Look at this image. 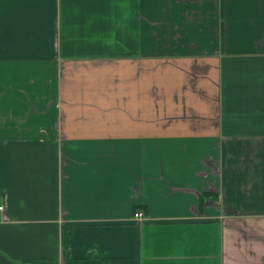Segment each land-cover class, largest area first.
Masks as SVG:
<instances>
[{
  "label": "crops",
  "instance_id": "0c3cea01",
  "mask_svg": "<svg viewBox=\"0 0 264 264\" xmlns=\"http://www.w3.org/2000/svg\"><path fill=\"white\" fill-rule=\"evenodd\" d=\"M2 203L0 264H264V0H0Z\"/></svg>",
  "mask_w": 264,
  "mask_h": 264
},
{
  "label": "built area",
  "instance_id": "2783aa9c",
  "mask_svg": "<svg viewBox=\"0 0 264 264\" xmlns=\"http://www.w3.org/2000/svg\"><path fill=\"white\" fill-rule=\"evenodd\" d=\"M6 209L4 203L0 204V212H4V210ZM137 218H143V214L142 213H137L135 215Z\"/></svg>",
  "mask_w": 264,
  "mask_h": 264
}]
</instances>
